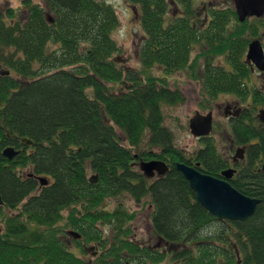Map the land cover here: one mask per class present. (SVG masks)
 <instances>
[{
  "label": "trees",
  "instance_id": "16d2710c",
  "mask_svg": "<svg viewBox=\"0 0 264 264\" xmlns=\"http://www.w3.org/2000/svg\"><path fill=\"white\" fill-rule=\"evenodd\" d=\"M42 1L23 0V18L12 6L0 7V264H264V174L232 181L260 198L254 213L220 219L175 167L183 157L163 123L162 104L182 98L167 74L188 67L193 45L209 37L207 26H193L190 3L170 15L168 0H129L139 7L143 35L138 66H126L115 57L119 17L111 2ZM212 68L206 59L199 72L206 94ZM190 71L198 77L193 65ZM221 79L216 75L220 87ZM204 142L201 167L218 173L224 158ZM7 145L17 149L12 157L2 152ZM151 156L169 157L163 175L147 178L133 164ZM120 196L137 205L149 197L152 230L167 248L133 238L129 222L137 212L122 201L102 208ZM106 223L114 230L109 235ZM64 228L79 234L76 247L95 242L92 261L69 248Z\"/></svg>",
  "mask_w": 264,
  "mask_h": 264
},
{
  "label": "flooded vegetation",
  "instance_id": "af4514ba",
  "mask_svg": "<svg viewBox=\"0 0 264 264\" xmlns=\"http://www.w3.org/2000/svg\"><path fill=\"white\" fill-rule=\"evenodd\" d=\"M169 1L177 9L176 14H183L187 7L186 1L190 3V9L195 11L193 0ZM252 2L256 3L255 10L246 13L242 19L236 10V0H207L203 5L204 10H196L195 18L201 19L199 14L202 12L203 16L199 23L193 17V26L199 29L207 26L209 37L207 41L195 43L190 56L195 45H198L197 54L208 59L213 67L211 75L214 79L207 96L206 111L202 112L211 114L212 127L207 134L195 135L199 141L197 147L190 150L179 147L183 158L175 161V164L177 161L184 162L202 172L225 178L232 185V181L245 178L248 183L264 174V0ZM218 74L223 75L221 87L215 82ZM220 95H223L222 100H216ZM218 128L227 134L228 144L226 151L220 153L224 161L219 172L211 173L201 167L198 153L205 139L217 145L214 133ZM151 159L164 161L167 166L165 172L170 167L169 157L158 156L139 159L133 164ZM226 169L231 170L228 176L223 173ZM161 175L155 171L151 177L145 176L154 178ZM158 241L160 243L162 240L158 238Z\"/></svg>",
  "mask_w": 264,
  "mask_h": 264
},
{
  "label": "rangeland",
  "instance_id": "374dc122",
  "mask_svg": "<svg viewBox=\"0 0 264 264\" xmlns=\"http://www.w3.org/2000/svg\"><path fill=\"white\" fill-rule=\"evenodd\" d=\"M39 3H42V0H33ZM113 4L115 10L119 17V23L112 31V37L116 40V42L120 45L121 49L119 52L115 54V57L118 61H121L126 66H138L136 49L138 43L143 35V29L140 22L139 16V7L136 4L131 3L129 0H108ZM169 9L168 12L170 15L178 13L177 9L174 8L173 4L169 1ZM207 3V0H193V6L195 7L194 15L196 14V10H204L203 5ZM178 6V3L176 4ZM6 6H12L18 12V14L23 18L26 14V7L24 5L23 0H0V7L4 8ZM201 12V11H200ZM193 15V17H194ZM203 12L199 14V17L202 19ZM195 21L199 23L201 19L195 18ZM197 46L195 45L191 57L189 66L184 70H178L167 74V81L171 88H176L179 90L181 98L175 103H163L162 111H163V123L167 126L173 135V143L180 148H187L188 150L193 149L199 145V141L192 135L188 126V119L190 116L194 114L196 110L201 112L206 111V101L208 94L205 93L203 89L202 80L200 77L203 62L205 57L199 56L197 54ZM202 47V45H199ZM195 68L197 72V76H193L190 71V66ZM152 71L155 74H163L161 73L160 66H154ZM200 72V74H199ZM223 95L217 97L216 100H222ZM119 136L124 140V133L121 129L116 128ZM215 140H216V149L218 153H222L226 151L228 138L227 134L224 133V130L218 128L215 131ZM146 142V141H144ZM138 167V165H137ZM92 173L89 170L88 175L91 176ZM143 204L137 205L133 200L128 197H118L113 198L109 197L105 200V203L102 205V208L111 209L115 207L118 202H123V205L128 207L130 210L137 212L135 217L129 222V225L132 228V236L134 239L147 244H153L156 247H165L166 243L164 241H160L158 243V237L153 232L150 219L149 212L151 210V202L149 201V197L145 198ZM67 208L64 209L63 214H66ZM64 220L60 222L63 224ZM103 232L106 235H109L110 231L113 233L114 230L110 229L108 223L103 225ZM68 228H64L67 230ZM63 232V233H64ZM110 233V234H111ZM64 239L69 246V248L73 249L77 254L89 259L93 260L97 251L99 250L96 246L95 242H84L83 249L76 247L74 243L75 237L71 233H64ZM171 246V245H170ZM161 248V247H160ZM131 264H136L131 262ZM145 264H168V260H163L157 263L146 262Z\"/></svg>",
  "mask_w": 264,
  "mask_h": 264
},
{
  "label": "water",
  "instance_id": "95a60500",
  "mask_svg": "<svg viewBox=\"0 0 264 264\" xmlns=\"http://www.w3.org/2000/svg\"><path fill=\"white\" fill-rule=\"evenodd\" d=\"M253 0H236V10L240 19L246 13L255 10V2ZM264 5V3H263ZM262 5V7H263ZM249 7L250 9L247 10ZM49 21H52V16L49 13L45 14ZM210 113H202L196 111L189 117L190 132L195 136L209 133L212 127ZM22 140L31 143L32 140L22 137ZM3 154L7 157H12L16 154L17 149L12 145H7L3 148ZM140 170L147 176L151 177L155 171L159 174H164L167 166L164 161L151 159L148 161H140L138 163ZM175 167L181 171L187 179L190 188L195 192L196 199L211 213L218 218L240 219L243 220L252 215L256 209L259 197L247 195L236 187H234L227 179L216 177L206 172H202L197 168L177 161ZM223 173L228 176L231 173L230 169H226ZM40 184H45L47 178L38 176ZM90 181H96L97 175L89 176ZM3 200L0 196V204ZM68 233L78 237L79 234L74 230H68Z\"/></svg>",
  "mask_w": 264,
  "mask_h": 264
},
{
  "label": "bare ground",
  "instance_id": "6f19581e",
  "mask_svg": "<svg viewBox=\"0 0 264 264\" xmlns=\"http://www.w3.org/2000/svg\"><path fill=\"white\" fill-rule=\"evenodd\" d=\"M53 21V20H52Z\"/></svg>",
  "mask_w": 264,
  "mask_h": 264
}]
</instances>
